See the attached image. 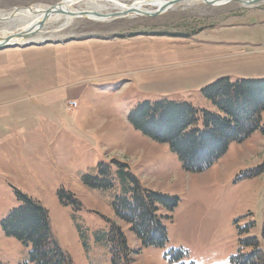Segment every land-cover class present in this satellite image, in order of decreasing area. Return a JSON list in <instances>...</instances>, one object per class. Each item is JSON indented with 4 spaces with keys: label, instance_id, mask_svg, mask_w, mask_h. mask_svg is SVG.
<instances>
[{
    "label": "rangeland",
    "instance_id": "374dc122",
    "mask_svg": "<svg viewBox=\"0 0 264 264\" xmlns=\"http://www.w3.org/2000/svg\"><path fill=\"white\" fill-rule=\"evenodd\" d=\"M58 1L0 0V12ZM88 5L82 0L71 9ZM19 24L0 22V30ZM35 42L4 50L12 58L21 53L32 67L22 76L36 79L26 87L13 82L0 109V264H31V246L2 225L24 203L22 195L48 210L51 229L74 264H112L114 225L125 235L132 264H239L242 248L252 247L250 237L264 259V132L231 142L206 170L188 172L169 144L128 119L138 104L163 99L210 111L214 105L202 89L217 78H263L264 2L187 0L156 17L53 19ZM219 48L235 54L220 55ZM244 53L247 60L240 59ZM33 89L67 92L44 100ZM136 182L177 200L172 208L157 201L168 231L163 246H144L115 213V200Z\"/></svg>",
    "mask_w": 264,
    "mask_h": 264
},
{
    "label": "trees",
    "instance_id": "16d2710c",
    "mask_svg": "<svg viewBox=\"0 0 264 264\" xmlns=\"http://www.w3.org/2000/svg\"><path fill=\"white\" fill-rule=\"evenodd\" d=\"M212 101L213 110H200L189 102L174 100L145 101L128 114L132 126L154 141L167 143L188 172H202L228 151L234 141H244L261 129L264 112V77L232 81L222 76L202 89ZM66 193V192H65ZM78 203L72 194H66ZM24 203L13 209L2 225L5 232L31 246V264H74L51 229L48 210L40 201L22 195ZM158 199L170 207L176 199L144 188L136 182L129 195L118 197L114 210L129 223L144 246H163L168 231L157 213ZM249 251L239 254V264H264L254 237ZM112 264H132L131 250L122 229L114 225L110 234Z\"/></svg>",
    "mask_w": 264,
    "mask_h": 264
},
{
    "label": "water",
    "instance_id": "95a60500",
    "mask_svg": "<svg viewBox=\"0 0 264 264\" xmlns=\"http://www.w3.org/2000/svg\"><path fill=\"white\" fill-rule=\"evenodd\" d=\"M82 0H60L54 4L51 5H29V6H18L13 8L9 12H0L2 13L0 16L3 15V17H0V22L6 21L7 23H12L16 17L17 13H19L21 10L29 9L32 11L34 14H41L42 19L37 22L32 28L25 30V31H20L17 33H14V35H9L6 38H0V50L6 49V48H11V47H17V46H28V45H34L36 42L33 39H36V36L40 33L43 32L44 28L46 25L50 22L52 17L56 15H66L70 16L73 19L75 18H88L90 15L97 16V17H103L105 19H116V18H121V17H126V16H133V15H142L146 17H156L159 15H162L165 13L167 10L172 8L174 5L187 1V0H165L163 5L159 7L156 10L153 11H141L140 9H137L134 4L135 1L132 2V7L128 10H123V11H113L106 13L104 15L100 14L98 11L94 9H76V10H71L68 7H66L67 3L71 4H77L81 2ZM205 4L208 5H225L231 2H240L245 6H253L258 3L264 2V0H203ZM35 8V9H34ZM7 16H4L6 15ZM72 19V20H73ZM11 21V22H10ZM68 25V24H67ZM66 25V26H67ZM13 38H21L22 43H13L11 44V40ZM30 39H32L30 41ZM46 41L42 43H36L38 45H41L45 43Z\"/></svg>",
    "mask_w": 264,
    "mask_h": 264
},
{
    "label": "bare ground",
    "instance_id": "6f19581e",
    "mask_svg": "<svg viewBox=\"0 0 264 264\" xmlns=\"http://www.w3.org/2000/svg\"><path fill=\"white\" fill-rule=\"evenodd\" d=\"M86 1V3H88L89 5L84 8V9H94L96 11H98L100 14L104 15L106 13L109 12H113V11H123V10H128L130 9L132 6V2L130 4H128L127 2H122L120 0H84ZM196 1H203V0H196ZM103 2H108L110 5H112L114 8L112 9V11L109 10V7L106 6ZM165 2V0H135V4L134 6L137 9H140L141 11H153V10H148L146 7L142 6L144 4L147 5H156L159 4L158 6H156L158 9L159 7H161L163 5V3ZM204 2V1H203ZM242 4V3H241ZM74 4H66V7H68L69 9H71V6H73ZM214 6H220V5H214ZM71 10H76V9H71ZM17 17L12 20L13 22L18 21L19 26L15 29V30H0V38H6L9 35H14V33L20 32V31H25L28 30L30 28H32L35 24H37V22H39L42 19V15L41 14H34L32 11H30L29 9H25V10H21L19 13H17ZM1 15V14H0ZM4 16H7L4 15ZM0 17H3L0 16ZM91 20H95V21H108L111 19H105L103 17H97V16H93L90 15L88 17ZM55 19H65L66 22H70L72 21V17L70 16H66V15H56L54 17H52V20ZM2 22H6V21H2ZM11 22V21H10ZM17 25V24H15ZM66 23L64 24V26L66 27ZM6 29V28H5ZM41 37V36H40ZM32 39H30L31 41ZM35 41V39H33ZM23 41L21 38H13V40H11V44L13 43H19L21 44Z\"/></svg>",
    "mask_w": 264,
    "mask_h": 264
},
{
    "label": "crops",
    "instance_id": "0c3cea01",
    "mask_svg": "<svg viewBox=\"0 0 264 264\" xmlns=\"http://www.w3.org/2000/svg\"><path fill=\"white\" fill-rule=\"evenodd\" d=\"M86 43H84L85 45ZM216 47V46H214ZM5 49L3 50H0V57H4V55H9V58L8 60H0V109H2L1 107H3V103H5V99L7 97H9V94L11 93V90H10V87L11 84L15 81H18L19 84L18 85H24V87L26 86H29L30 85V81L31 80H35L36 78H32V77H26V76H22V70H28L32 67L31 65L29 66L28 62L26 60H23L21 59L20 57L21 56V53H13L14 54V57L12 58V56L9 54V53H6L8 51H4ZM8 50V48H7ZM216 53H219L220 55H227V54H230V55H233L235 53H232L231 51L227 50L226 48H219L218 51ZM248 53H244L242 54V56L240 57L247 60L249 58V56L247 55ZM20 57H19V56ZM251 56V55H250ZM14 70H16V73L14 74ZM39 81V80H38ZM36 83V86H39L42 82H38ZM32 82V81H31ZM38 89V88H36ZM36 89H33V93L36 94V97L39 98V99H44V100H50L52 98H57V97H60L62 95L66 96V92H62L57 94V95H46L45 94V91H41V90H36ZM3 101V102H1ZM71 101V100H70ZM73 101V100H72ZM2 113V112H0Z\"/></svg>",
    "mask_w": 264,
    "mask_h": 264
},
{
    "label": "built area",
    "instance_id": "2783aa9c",
    "mask_svg": "<svg viewBox=\"0 0 264 264\" xmlns=\"http://www.w3.org/2000/svg\"><path fill=\"white\" fill-rule=\"evenodd\" d=\"M69 104L75 106L76 102L75 101H70Z\"/></svg>",
    "mask_w": 264,
    "mask_h": 264
}]
</instances>
